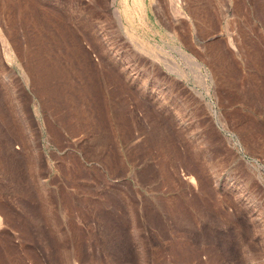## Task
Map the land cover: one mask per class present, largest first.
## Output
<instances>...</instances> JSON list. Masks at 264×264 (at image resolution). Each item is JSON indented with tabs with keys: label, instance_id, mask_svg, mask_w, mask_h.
<instances>
[{
	"label": "rangeland",
	"instance_id": "obj_1",
	"mask_svg": "<svg viewBox=\"0 0 264 264\" xmlns=\"http://www.w3.org/2000/svg\"><path fill=\"white\" fill-rule=\"evenodd\" d=\"M113 1L0 0V264H264V0Z\"/></svg>",
	"mask_w": 264,
	"mask_h": 264
},
{
	"label": "bare ground",
	"instance_id": "obj_2",
	"mask_svg": "<svg viewBox=\"0 0 264 264\" xmlns=\"http://www.w3.org/2000/svg\"><path fill=\"white\" fill-rule=\"evenodd\" d=\"M34 2H35V1H34ZM113 2H115V0H114ZM38 11H40V10H38ZM115 12H116V11H115ZM117 12H118V11H117ZM37 13H38V12H37ZM118 14H119V13H118ZM119 18H120V17H119ZM120 19H121V18H120ZM120 23H122V22H120ZM137 44H138L139 46H141L139 43H137ZM172 46H173V45H172ZM142 47H143V46H142ZM142 47H141V48H142ZM174 47H175V46H174ZM175 48H177V47H175ZM179 48H180V46H179ZM179 48H178V49H179ZM141 50H142V49H141ZM180 52L182 53V55L187 56V58H188V56L190 55V54L188 55V54L185 52V50H184V51L181 50ZM146 53H148V52H146ZM178 53H179V50H178ZM153 56H154V55H153ZM191 56H192V55H191ZM151 57H152V56H151ZM154 57H155V56H154ZM154 57H153V58H154ZM189 57H190V56H189ZM153 58H152V60H153ZM146 59H147V57H146ZM152 60H151V61H152ZM154 60H155V59H154ZM190 61H191V60H190ZM193 62H194V61H193ZM195 62H196V61H195ZM152 63H153L154 66H155V64H157V63H155V61H153ZM193 64H194V63H193ZM195 64H197V63H195ZM156 66H158V65H156ZM166 66H167V65H166ZM197 66H198V65H197ZM168 67H169V66H168ZM177 67H178V66H177ZM156 68H157V67H156ZM170 70L172 71L171 67H170ZM173 70H175V69H173ZM175 71H176V70H175ZM172 72H173V71H172Z\"/></svg>",
	"mask_w": 264,
	"mask_h": 264
}]
</instances>
